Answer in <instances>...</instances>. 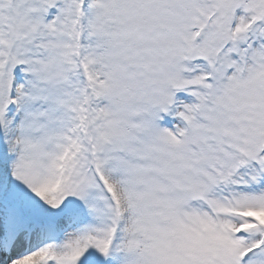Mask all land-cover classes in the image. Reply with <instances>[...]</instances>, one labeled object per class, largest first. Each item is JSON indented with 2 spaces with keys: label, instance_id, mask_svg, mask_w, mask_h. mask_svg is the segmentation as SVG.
Returning a JSON list of instances; mask_svg holds the SVG:
<instances>
[{
  "label": "snow or ice",
  "instance_id": "snow-or-ice-1",
  "mask_svg": "<svg viewBox=\"0 0 264 264\" xmlns=\"http://www.w3.org/2000/svg\"><path fill=\"white\" fill-rule=\"evenodd\" d=\"M0 264H264V0H0Z\"/></svg>",
  "mask_w": 264,
  "mask_h": 264
}]
</instances>
